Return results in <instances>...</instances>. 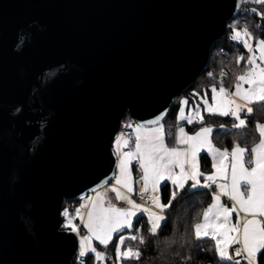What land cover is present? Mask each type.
Returning a JSON list of instances; mask_svg holds the SVG:
<instances>
[{
  "label": "water",
  "instance_id": "95a60500",
  "mask_svg": "<svg viewBox=\"0 0 264 264\" xmlns=\"http://www.w3.org/2000/svg\"><path fill=\"white\" fill-rule=\"evenodd\" d=\"M242 1L0 0V264H71L63 202L112 182L125 115L164 123Z\"/></svg>",
  "mask_w": 264,
  "mask_h": 264
},
{
  "label": "snow or ice",
  "instance_id": "6c2138e0",
  "mask_svg": "<svg viewBox=\"0 0 264 264\" xmlns=\"http://www.w3.org/2000/svg\"><path fill=\"white\" fill-rule=\"evenodd\" d=\"M248 2L264 5V0H243V3ZM250 11L264 19V11H259L257 8H252ZM230 38L243 43L249 53L246 63H243L245 61L243 55H238L235 59L238 68L242 63L244 67V70L235 76V90L231 91L226 88L221 79L219 87L215 84L211 87V104L207 94L201 96L194 92L193 96L197 97V100L192 101L194 105L192 108L187 107L189 100L182 98L177 114L178 130L175 133L177 145L175 147H168L165 143V130L161 124L165 113H161L154 120L135 125L134 130L137 132L135 148L120 155L117 165L120 175L113 176L116 186L109 189L115 193L116 201H123L128 207H116L111 201L108 207H104L105 194L93 189L97 195L92 199L87 220L81 217V223L87 229L88 235L81 237L78 258L92 253L97 264H103L109 257L97 250L94 241L107 249L113 242L115 234L133 228L132 221L138 212L148 214L149 234L156 236L161 227V221L166 219L163 213L172 206L181 193L186 188L189 191L204 188L212 190V202L203 208L202 222L193 225V243L203 240L209 243L214 242V254L218 259V264H260V256L264 253V221L257 217H264V124L257 123L256 125L260 140L259 144L251 149V154L256 156L255 160L250 161L252 167H245V163H249L245 161V148L240 147L238 143L232 148L230 183L226 171L228 165L223 159L228 156V151L214 147L211 140L213 127L204 126L194 135H188L184 127L180 126L181 121L187 124H203L204 116L201 114V105L203 111L210 115L232 117L235 121L232 125L234 129H243L247 126V118L253 114L254 106L264 108V39L256 38L247 26L239 29L232 28ZM226 75L227 73L222 70L221 77ZM217 96L221 97L219 104H217ZM242 114H245L243 118ZM126 127H132V124H127ZM221 127L224 126L221 125ZM141 129L148 131L141 136ZM170 136L171 133L168 134V137ZM128 145L129 141L125 140L124 146ZM205 149L212 154L213 158V171L210 174H205L200 170L198 157ZM217 158H220L219 167L216 163ZM133 161H138L139 169L142 170L140 179L144 182V189L139 194L148 193L149 185H151V193L155 195H149L148 200L159 209V213L150 211L132 199V195L137 194L134 187L135 178L130 167ZM176 169H179V172ZM219 180L224 182L221 183ZM167 181L171 182L172 191L168 203L164 204L161 202L159 189L162 182ZM103 183H108V181ZM213 186H215L214 190ZM121 188L125 189L128 194L122 193ZM225 197L226 201L222 199ZM228 201L231 202L230 205ZM241 213L244 214L243 217ZM63 214L69 217L67 210ZM234 214L235 222H233ZM77 215H80L79 209H77ZM65 227H70L72 232H78V226L72 224V218L68 219ZM136 231L139 233L141 230L136 229ZM126 239L138 241L140 245L146 243L143 235L127 237L120 235L115 245L117 264H122L124 260L140 259L139 248L134 250L128 247L122 250ZM186 259H191V257Z\"/></svg>",
  "mask_w": 264,
  "mask_h": 264
},
{
  "label": "trees",
  "instance_id": "16d2710c",
  "mask_svg": "<svg viewBox=\"0 0 264 264\" xmlns=\"http://www.w3.org/2000/svg\"><path fill=\"white\" fill-rule=\"evenodd\" d=\"M257 8L259 11H264V5L254 4L251 2L243 3L237 17L227 24L225 28L224 37L217 41L211 49L208 66L205 71L197 77L195 82L187 90L176 95L172 109L165 120V124H169L166 133L172 132L175 124V114L177 110V99L185 96L191 100L195 98L194 92L202 94L208 91L214 84L219 87L221 79L226 88H230L235 76L240 74L243 70V63H246L248 53L243 44L230 38L232 28H243L247 26L256 38L264 39V19L255 15L250 10ZM238 55H243L245 61L238 68L235 59ZM227 73L223 78L221 71ZM211 73V75H209ZM245 114H242V118ZM203 124H184L189 132H193L202 126H212L213 132L211 140L216 148L230 151L235 144L246 149L245 158L250 162L251 147L258 142L259 135L256 131V123L264 122V108L254 106L253 114L248 117L247 126L243 129H234L232 127L235 122L233 118L203 114ZM125 123L132 121L127 115L123 120ZM221 125L224 127L222 128ZM172 129V130H171ZM168 139H171L169 137ZM134 138L130 140L129 145H133ZM200 170L205 174L212 171L211 161L207 154H202L199 157ZM136 164L132 166L134 178H138V172L135 169ZM106 188V187H105ZM172 191V186L165 182L159 189L161 202L167 204ZM210 189H185L184 192L173 202L172 206L163 214L166 219L162 221L161 227L158 229L156 236L149 234L150 224L147 217L143 214L137 216L133 223V228L125 230L124 232L131 235H143L146 243L140 245L138 241L126 240L125 246H137L141 251L139 260H124L122 264H218V259L214 254V242L209 243L207 240L194 242V228L193 225L198 223L202 217L203 208L207 207L211 199ZM67 201L62 204L64 209ZM78 224V220L75 221ZM136 229L141 231L138 233ZM119 234L114 236L113 242L109 244L106 251L111 253L112 259H115V245ZM100 247V246H99ZM101 248V247H100ZM191 259H186L187 257ZM111 259V260H112ZM93 257L91 254L83 258L76 257L71 264H91ZM110 258L107 259V263ZM260 264H264V253L260 256Z\"/></svg>",
  "mask_w": 264,
  "mask_h": 264
},
{
  "label": "rangeland",
  "instance_id": "374dc122",
  "mask_svg": "<svg viewBox=\"0 0 264 264\" xmlns=\"http://www.w3.org/2000/svg\"><path fill=\"white\" fill-rule=\"evenodd\" d=\"M241 44H243V43H241ZM247 51V50H246ZM248 53V52H247ZM248 55H249V53H248ZM258 55V54H257ZM234 82H235V80H233V82H232V85H231V87L229 88L231 91H234L235 89H234ZM245 87H246V85H245ZM205 94H207V97H208V99H209V103L211 104V96H212V93H211V88L209 89V91H205L204 92V95ZM201 96H203V95H201ZM182 98H186V97H184V96H182V97H179L178 99H177V110H176V114H175V124H174V128H173V130H172V132H170L171 133V136L170 137H172V134L174 133H176L177 132V114H178V111H179V107H180V100L182 99ZM194 100H197V97L196 98H194ZM221 102V97L220 96H217V104H219ZM188 108H192V107H194V105H193V103L192 104H188V106H187ZM201 110H202V112H201V114L203 115V113L204 114H209V113H207V112H204L203 111V106L201 105ZM184 123H186L185 121H181L180 122V126L181 127H184V129H185V126H184ZM257 123H261V124H264V122H257ZM257 123H256V125H257ZM128 124H132V127H129L130 128V133H131V135L133 136V138H134V141H133V146L132 145H128L127 147L126 146H124V141L125 140H127V141H129V144H130V137L128 136V135H119L116 139H115V141L113 142V151H114V153H115V156H116V168H115V175H120V172H119V169H118V167H117V165H118V163H119V157H120V155H123V153L124 152H127V151H129V150H131V149H134L135 148V138H136V135H137V132L134 130L135 129V123L133 122V121H130ZM163 124V126H164V130H166V129H168L170 126H169V124L167 125V124H165V123H162ZM189 125H192V124H189ZM155 127V126H154ZM202 127H204V126H202ZM201 128V127H200ZM200 129H198V130H195V131H193V132H198ZM148 130L147 129H141L140 130V135L141 136H143L146 132H147ZM174 131V132H173ZM257 131V130H256ZM185 132L188 134V135H194L195 133H192V134H190L188 131H186L185 130ZM169 134V133H168ZM168 134H165L166 135V140H165V143L166 144H168L167 142H169V141H171L170 139H168L169 137H168ZM257 134L259 135V132L257 131ZM174 137H175V135H174ZM259 140H260V137H259ZM259 140H258V142H256L255 144H253L252 145V147H251V149L253 148V147H255L257 144H259ZM175 143H176V141H175ZM175 143H173V146H168V147H175V146H177ZM182 147V146H181ZM220 150H222V149H220ZM224 159V163L226 164V165H228V168L226 169V171H227V173H228V176H229V183H230V180H231V168H230V164H231V155H228L227 157H225V158H223ZM256 159V156H253L252 154H251V160L250 161H252V160H255ZM212 160H213V158H212ZM245 161H247L246 160V158H245ZM216 163H217V166L219 167L220 166V158H217V160H216ZM134 164H136L137 165V167H138V169H139V163H138V161H133L132 162V164L130 165V167H131V169H132V166L134 165ZM253 165L249 162V163H245V167H252ZM140 170V169H139ZM142 171V170H141ZM132 174H133V171H132ZM133 177H134V174H133ZM219 182H221V183H223L224 181L223 180H219ZM163 184V183H162ZM161 184V185H162ZM171 186H172V184H170ZM113 186H116V181H115V179L113 178V180H112V182L106 187V188H103V189H101V190H99V192L100 193H102V194H105L104 195V207H108V203H109V201H111V203L112 204H114L116 207H119V208H127L128 207V205L127 204H125L123 201H116V199H115V193H113V192H111V191H109V189L111 188V187H113ZM118 187V186H117ZM121 190V192L122 193H124V194H128V193H126V191H125V189H123V188H121L120 189ZM96 195H97V192H94L93 194H90V195H88L86 198H89V199H81L79 202H78V206L76 207V211H75V214H76V220H78V224L75 222V220L74 219H72V224H74V225H76V226H78V232H76L77 233V236H78V252L77 253H79V250H80V240H81V237L82 236H86V235H88V231H87V229L86 228H84L83 227V229H84V234L83 235H81L80 233H79V226L80 225H82L83 226V224L81 223V217H83V219L86 221L87 220V213H88V211L91 209V205H92V199H94L95 197H96ZM132 199H134L133 198V195H132ZM223 200L225 199V201L227 200V198L225 197V198H222ZM212 202V201H211ZM137 203V202H136ZM228 203H229V205L231 204V202L230 201H228ZM82 205H87L86 207H81ZM77 209H79V211H80V215H77ZM150 211H153V212H157V213H159V209H157L153 204H151V206H150V208H148ZM65 212V210L63 209L62 210V214ZM140 214H143V215H145L146 217H147V220H148V214L147 213H145V212H138L137 213V215H136V217L137 216H139ZM164 215V214H163ZM241 215V217H243V213H241L240 214ZM63 216H64V219H65V225L67 224V222H68V219L69 218H71V216H69V217H66L64 214H63ZM235 214L233 215V222H235ZM136 217H134L133 218V221H132V223H134V220H135V218ZM251 218V217H250ZM257 219H259V220H261V221H264V217H257ZM202 220H203V215H202V217H201V220L199 221V222H202ZM148 222H149V220H148ZM198 222V223H199ZM161 223H162V221H161ZM64 225V226H65ZM67 228V227H66ZM68 228H70V227H68ZM71 229V228H70ZM125 230H130V229H125ZM124 230V231H125ZM122 232V233H120V235H124V236H131V234L130 233H127V232ZM117 234H119V233H117ZM116 235V234H115ZM119 235V236H120ZM119 236H118V238H117V241H116V243H118V240H119ZM127 240V239H126ZM125 240V241H126ZM94 246H96L97 247V250L98 251H101L102 253H104L105 254V256L106 257H109L110 258V262L108 263V264H117V262L115 261V259H112V256H111V253L110 252H108V251H106L105 250V248H104V246H102V245H99L98 244V242H96V241H94ZM101 248H100V247ZM114 252H115V250H114ZM89 254H91L92 255V257H93V261H92V263L91 264H97V262L95 261V259H94V256H93V254L92 253H89ZM88 255V254H87ZM112 259V260H111ZM103 264H107V259L103 262Z\"/></svg>",
  "mask_w": 264,
  "mask_h": 264
},
{
  "label": "built area",
  "instance_id": "2783aa9c",
  "mask_svg": "<svg viewBox=\"0 0 264 264\" xmlns=\"http://www.w3.org/2000/svg\"><path fill=\"white\" fill-rule=\"evenodd\" d=\"M127 124L128 123H125L124 121L121 123L117 137L119 135H128L130 137V140H132L133 139V136L130 133V128L129 127H126ZM135 169L138 172L137 165H136ZM134 187H135V190H136V193H137V194L133 195V198L135 199V201L137 203L141 204V205H148L150 203V201L148 200V196L152 194L151 193L150 185H149V192L148 193H145L143 195L139 194V193H142L143 192L144 182H143L142 179H140V177H138L135 180ZM77 206H78V202H68V201H67V203L64 206V210H67L68 213H69V216H71V218L74 219L75 221H76L75 211H76V207ZM64 225H65V219H64V216H63V222L61 224V229H70L68 227L66 228ZM79 233L81 235L84 234V229H83V226L82 225L79 226ZM128 247H132L134 250L138 248L137 246H125V247L123 246L122 247V250L123 249H126ZM132 260H136V259H132Z\"/></svg>",
  "mask_w": 264,
  "mask_h": 264
},
{
  "label": "crops",
  "instance_id": "0c3cea01",
  "mask_svg": "<svg viewBox=\"0 0 264 264\" xmlns=\"http://www.w3.org/2000/svg\"><path fill=\"white\" fill-rule=\"evenodd\" d=\"M209 91V90H208ZM205 92V91H204ZM204 92L202 93V94H200V95H204ZM185 97V96H184ZM187 98V97H186ZM196 98V97H195ZM188 99V98H187ZM189 100V103L190 104H192V101H194V98H192L191 97V100L190 99H188ZM204 114V113H203ZM232 118V117H231ZM184 124H187V123H184ZM187 125H189V124H187ZM200 129V128H199ZM185 130H186V128H185ZM198 130V129H197ZM187 131V130H186ZM174 132V131H173ZM189 132V131H188ZM190 134H192V133H195V132H189ZM165 134H167L166 133V130H165ZM212 134V133H211ZM174 133L172 134V137H171V141H169V142H167L168 144V146H173V143H175V137H174ZM176 144V143H175ZM133 146V145H132ZM215 147V146H214ZM219 149V148H218ZM232 150V149H231ZM231 150L230 151H228V155H231ZM222 151H223V149H222ZM202 154H207V156L210 158V161H211V166H212V164H213V160H212V154L211 153H209L206 149L205 150H202L201 151V153L199 154V157L202 155ZM199 157H198V159H199ZM176 171L177 172H179V169H176ZM212 171H213V168H212ZM211 171V172H212ZM210 174V173H209ZM142 175V171L141 170H139L138 169V176L140 177ZM201 180H202V178H201ZM169 184H171V182L170 181H167ZM162 183H165V182H162ZM189 183H191V182H189ZM150 188H151V185H150ZM214 188H215V186H213V190H214ZM197 189H204V188H197ZM194 190H196V189H194ZM151 195H155L154 193H152ZM134 201H135V199H133ZM225 200V199H224ZM136 202V201H135ZM139 204V203H138ZM151 201H150V203L148 204V205H142L143 207H146V208H150V206H151ZM141 205V204H140ZM235 217V216H234ZM250 218V217H249ZM108 264V263H107Z\"/></svg>",
  "mask_w": 264,
  "mask_h": 264
}]
</instances>
